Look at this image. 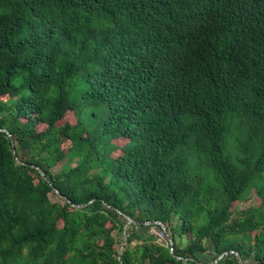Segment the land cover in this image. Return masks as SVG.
Returning <instances> with one entry per match:
<instances>
[{
	"label": "trees",
	"instance_id": "1",
	"mask_svg": "<svg viewBox=\"0 0 264 264\" xmlns=\"http://www.w3.org/2000/svg\"><path fill=\"white\" fill-rule=\"evenodd\" d=\"M0 99V264H264V0H0Z\"/></svg>",
	"mask_w": 264,
	"mask_h": 264
},
{
	"label": "rangeland",
	"instance_id": "2",
	"mask_svg": "<svg viewBox=\"0 0 264 264\" xmlns=\"http://www.w3.org/2000/svg\"><path fill=\"white\" fill-rule=\"evenodd\" d=\"M0 101H5V99H0ZM67 121L74 123L75 122V118L73 116L68 117ZM115 144L118 145V147L122 148L123 146H125L127 144V141L126 140H118V141L115 142ZM121 151H122L121 149L117 150V152L114 155L115 156H118L121 153ZM66 162H67V160H64V162L62 164H60L58 167H56L54 169V171L55 172L60 171L62 165H64ZM51 199L53 201H58V199L55 196H53V195L51 196ZM256 201L257 200H256L255 195L254 194H251V200H250V202H248L246 204H243V205H240V206H242V207H249L252 204H255ZM149 233L152 234V235H154L155 237H157L160 242H165V236H163L162 232L159 229H157V228H151L149 230ZM116 249H118V250L121 251L122 250V247H116Z\"/></svg>",
	"mask_w": 264,
	"mask_h": 264
},
{
	"label": "water",
	"instance_id": "3",
	"mask_svg": "<svg viewBox=\"0 0 264 264\" xmlns=\"http://www.w3.org/2000/svg\"><path fill=\"white\" fill-rule=\"evenodd\" d=\"M7 133H8V132H7ZM8 134H9V133H8ZM9 136H11V135L9 134ZM15 156H16V153H15ZM16 160H17V163H18V164H22V163L20 162V160L17 158V156H16ZM37 169H38L39 173H40L44 178H46L44 172H43L41 169H39V168H37ZM55 192H56L57 194H59L58 190H55ZM69 203H70L72 206L77 207V208H81V207H84V206H85V205H74V204H72L70 201H69ZM128 220H129L131 223H136V222H134V221H133L132 219H130V218H128ZM153 223L156 224V225H160V226H161L162 230L165 232L166 237H167L168 240L170 241V244L173 245L172 239H171V237H170L168 231L166 230V227H165L162 223H160V222H153ZM150 224H151L150 222L146 223V225H150ZM236 255H237V258H238L239 263H240V264H244V263L242 262V260H241L240 255H239L238 253H236ZM223 256H224V255H222L219 259H221Z\"/></svg>",
	"mask_w": 264,
	"mask_h": 264
},
{
	"label": "built area",
	"instance_id": "4",
	"mask_svg": "<svg viewBox=\"0 0 264 264\" xmlns=\"http://www.w3.org/2000/svg\"><path fill=\"white\" fill-rule=\"evenodd\" d=\"M164 236V235H163Z\"/></svg>",
	"mask_w": 264,
	"mask_h": 264
}]
</instances>
